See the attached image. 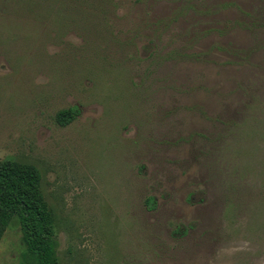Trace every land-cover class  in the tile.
I'll return each mask as SVG.
<instances>
[{
  "label": "rangeland",
  "instance_id": "rangeland-1",
  "mask_svg": "<svg viewBox=\"0 0 264 264\" xmlns=\"http://www.w3.org/2000/svg\"><path fill=\"white\" fill-rule=\"evenodd\" d=\"M6 160L59 264H264V0H0ZM0 264H37L17 217Z\"/></svg>",
  "mask_w": 264,
  "mask_h": 264
},
{
  "label": "trees",
  "instance_id": "trees-1",
  "mask_svg": "<svg viewBox=\"0 0 264 264\" xmlns=\"http://www.w3.org/2000/svg\"><path fill=\"white\" fill-rule=\"evenodd\" d=\"M79 114L76 107L60 111L59 125ZM39 169L27 163L0 161V238L12 218L19 219L28 252L37 264H59L55 253L54 219L39 190Z\"/></svg>",
  "mask_w": 264,
  "mask_h": 264
}]
</instances>
